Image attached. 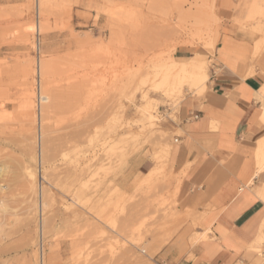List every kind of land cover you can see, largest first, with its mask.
<instances>
[{
    "label": "rangeland",
    "instance_id": "1",
    "mask_svg": "<svg viewBox=\"0 0 264 264\" xmlns=\"http://www.w3.org/2000/svg\"><path fill=\"white\" fill-rule=\"evenodd\" d=\"M43 1L0 0V264H41V239L44 264H161L154 242L168 240L176 217L162 124L200 93L201 79L173 81L178 63L201 54L210 79L221 39L214 0ZM253 3L258 32L264 0ZM141 156L156 165L130 178Z\"/></svg>",
    "mask_w": 264,
    "mask_h": 264
},
{
    "label": "crops",
    "instance_id": "2",
    "mask_svg": "<svg viewBox=\"0 0 264 264\" xmlns=\"http://www.w3.org/2000/svg\"><path fill=\"white\" fill-rule=\"evenodd\" d=\"M252 1L214 0L221 39L210 79L202 60L206 89L190 91L162 124L171 135L164 164L176 217L168 240L154 242L161 264H264V28L248 25ZM129 163L130 178L156 165L148 156Z\"/></svg>",
    "mask_w": 264,
    "mask_h": 264
},
{
    "label": "bare ground",
    "instance_id": "3",
    "mask_svg": "<svg viewBox=\"0 0 264 264\" xmlns=\"http://www.w3.org/2000/svg\"><path fill=\"white\" fill-rule=\"evenodd\" d=\"M39 6L41 7H44V1L43 0H39ZM252 8V7H251ZM250 8V9H251ZM255 9V8H254ZM251 12V10L249 11ZM41 13V12H40ZM252 13V12H251ZM251 16V14H250ZM256 46H259V45H256ZM255 48V47H254ZM263 49V48H262ZM259 55V54H258ZM205 64H203L201 62V58L197 57L195 59H193L190 63H184V64H180V68H181V74L177 75V77L173 80L175 83L177 82V84L179 83L180 85L183 84V81L185 79H189L192 80V82H195L196 79H201V84H200V87L201 89L199 90L200 92H203V90H205V87H206V81H203V79L205 77H207V73H206V69L204 66ZM253 70V69H252ZM38 73L40 75V81H39V97H40V110H41V114H40V122H41V140L43 139V136L45 135L44 134V121L46 120V116H47V112H48V74H47V68L46 66L41 63H39V69H38ZM248 74V73H247ZM173 82V83H174ZM181 88V87H180ZM177 89V88H176ZM264 89V88H263ZM177 91V90H176ZM264 90L260 91L263 93ZM259 92V93H260ZM258 94V93H257ZM264 95V94H263ZM263 95H261V97H263ZM32 95H26L23 97V103H24V109H25V113L24 115L26 117H31V118H35V114L33 112L32 113V110L34 111V108H35V104H34V101L31 97ZM259 97V94L258 96ZM151 115V114H150ZM152 116V115H151ZM263 119H264V113H263ZM41 145V144H40ZM75 146V145H73ZM45 148V147H44ZM44 150V149H43ZM42 150V151H43ZM43 153V152H42ZM259 155H260V167L262 168L264 166V140L261 141L260 143V147H259ZM43 156V155H42ZM4 166L0 165V178L4 175ZM30 174V177L32 178V181H33V189L35 188V184H36V177L34 175V173L32 171L29 172ZM2 180V179H1ZM29 183H31V181H29ZM2 189V188H1ZM0 189V190H1ZM40 197L43 198V195L46 193V194H50L49 191L50 189H45L43 188V186L40 188ZM52 196V195H51ZM53 197V196H52ZM42 201V200H41ZM41 207V210H43V204L40 205ZM5 210V204L0 200V213L3 212ZM2 225L0 223V229L2 228ZM43 234V231H42V228H40V236ZM43 237V236H42ZM207 237V236H206ZM43 241L41 239V264H44L45 263V260L43 258V252H44V245H43Z\"/></svg>",
    "mask_w": 264,
    "mask_h": 264
},
{
    "label": "built area",
    "instance_id": "4",
    "mask_svg": "<svg viewBox=\"0 0 264 264\" xmlns=\"http://www.w3.org/2000/svg\"><path fill=\"white\" fill-rule=\"evenodd\" d=\"M178 140H176V142H177Z\"/></svg>",
    "mask_w": 264,
    "mask_h": 264
}]
</instances>
